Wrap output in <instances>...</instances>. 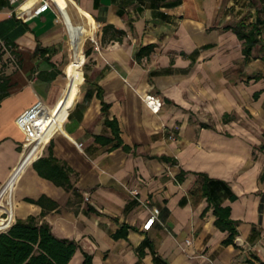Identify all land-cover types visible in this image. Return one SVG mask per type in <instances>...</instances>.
I'll return each mask as SVG.
<instances>
[{
    "label": "crops",
    "instance_id": "obj_1",
    "mask_svg": "<svg viewBox=\"0 0 264 264\" xmlns=\"http://www.w3.org/2000/svg\"><path fill=\"white\" fill-rule=\"evenodd\" d=\"M24 1L0 0V213L74 241L67 264H264V0H53L28 19ZM239 23L258 28L248 57ZM36 99L63 119L39 156L15 124Z\"/></svg>",
    "mask_w": 264,
    "mask_h": 264
},
{
    "label": "trees",
    "instance_id": "obj_2",
    "mask_svg": "<svg viewBox=\"0 0 264 264\" xmlns=\"http://www.w3.org/2000/svg\"><path fill=\"white\" fill-rule=\"evenodd\" d=\"M80 17L78 21L82 25L83 21ZM109 28L113 27L105 25L103 32ZM113 30L118 35L113 39L120 41L121 35L124 32L116 29ZM233 30L238 38L243 40L242 52L245 57H248L252 47L259 41L257 38L258 28L251 26L247 29L242 23H239L233 27ZM151 49V45L141 47L135 56L140 58L148 54ZM85 54H87V51H85ZM105 123L111 126L112 130L117 133L118 129L114 121L105 119ZM34 158L36 156L33 154ZM40 159L48 165L43 176L67 189L72 186L67 169H63L51 154ZM203 191L206 193L205 185H203ZM213 212L216 216V226L222 230L227 229L230 231L229 239H227V241H230L235 230L232 221L228 218L229 207L215 205ZM13 221L14 218L6 215L4 217L0 216V230L9 227ZM123 233L124 231L120 229L116 232L115 236L122 235ZM75 248L76 244L74 241L55 237L51 233L47 223H40L33 216L25 219H16L9 228L0 231V264H67ZM83 264H91L89 255H84Z\"/></svg>",
    "mask_w": 264,
    "mask_h": 264
},
{
    "label": "built area",
    "instance_id": "obj_3",
    "mask_svg": "<svg viewBox=\"0 0 264 264\" xmlns=\"http://www.w3.org/2000/svg\"><path fill=\"white\" fill-rule=\"evenodd\" d=\"M9 4L15 6L18 5L21 0H7ZM55 7L53 4V0H33L31 5L22 8L21 6L17 9V16L20 18L28 19L35 14L44 12L49 8ZM87 39L90 40L94 44V47L98 49L96 44V39L94 35L87 36ZM6 49V46L3 45ZM142 100L146 104V106L152 112H158L161 105V98L152 93H145L142 95ZM59 103L55 107H49L45 103H43L40 99H36L35 102L30 105L28 108L24 109L20 112L15 118L16 127L23 135V144H22V152L23 153L25 146L31 143H39L41 145L40 151L37 156L40 155L41 150L50 136V134L60 127L58 112ZM66 115V113H65ZM64 115V116H65ZM63 116V118H64ZM63 120V119H62ZM62 120L60 122H62ZM81 146V143L78 144ZM33 160V159H32ZM31 160V161H32ZM30 161V162H31ZM158 214V209L153 207L151 209L150 216L147 218L143 227L148 229L151 224L156 220ZM15 220L13 221V223Z\"/></svg>",
    "mask_w": 264,
    "mask_h": 264
},
{
    "label": "rangeland",
    "instance_id": "obj_4",
    "mask_svg": "<svg viewBox=\"0 0 264 264\" xmlns=\"http://www.w3.org/2000/svg\"><path fill=\"white\" fill-rule=\"evenodd\" d=\"M86 41V39L84 40V43H83V53H84V51H85V42ZM69 60V57H68V51H67V49L65 50V56H64V58H63V60H62V67L64 66V64L65 63H67V61ZM0 216L1 217H4L5 216V213H0Z\"/></svg>",
    "mask_w": 264,
    "mask_h": 264
},
{
    "label": "bare ground",
    "instance_id": "obj_5",
    "mask_svg": "<svg viewBox=\"0 0 264 264\" xmlns=\"http://www.w3.org/2000/svg\"><path fill=\"white\" fill-rule=\"evenodd\" d=\"M33 0H25L23 3H21V7H27L28 5H31Z\"/></svg>",
    "mask_w": 264,
    "mask_h": 264
},
{
    "label": "water",
    "instance_id": "obj_6",
    "mask_svg": "<svg viewBox=\"0 0 264 264\" xmlns=\"http://www.w3.org/2000/svg\"><path fill=\"white\" fill-rule=\"evenodd\" d=\"M12 224H13V223H12ZM12 224H11V225H12ZM11 225H10V226H11ZM10 226H9V227H10ZM9 227H7V228H9ZM7 228H6V229H7ZM6 229L0 230V231H4V230H6Z\"/></svg>",
    "mask_w": 264,
    "mask_h": 264
}]
</instances>
